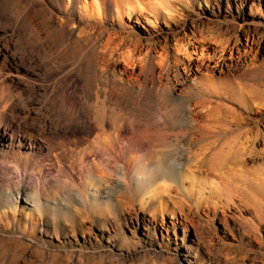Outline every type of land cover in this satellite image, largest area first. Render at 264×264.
I'll return each mask as SVG.
<instances>
[{
  "label": "rangeland",
  "instance_id": "374dc122",
  "mask_svg": "<svg viewBox=\"0 0 264 264\" xmlns=\"http://www.w3.org/2000/svg\"><path fill=\"white\" fill-rule=\"evenodd\" d=\"M207 1L181 0L182 17L167 25L159 22L153 28L143 19L126 23L144 40L165 43L172 62V36L182 37L195 26L205 40L214 38L217 49L201 62L213 67V79L205 81L194 66L192 73L172 64L169 77L176 75L169 86L139 89L134 82L120 87L119 95L113 90L120 84L100 72L92 49L97 40L80 33L66 13L55 14L35 30L26 18L16 22L12 16L24 2L0 4V80L14 95L8 114L14 126L30 132L44 128L52 135L88 132L92 105L107 104L109 97L119 115L135 120L140 113L154 115L164 103L169 111L163 121L177 130L187 122L188 111L185 105L183 111L170 108L181 102V91L188 87L197 89L227 126L199 142L214 139L221 148L213 157L209 152L199 155V176L205 180L201 196L192 194L188 178L183 180L179 192L185 217L178 216L175 225L167 216L161 220L153 205L143 212L127 197L116 202L91 196L85 205L79 197L67 202L60 196L45 199L39 209L32 192L23 190L4 201L20 214L9 220L0 214V264H264V0L257 7L249 1ZM33 4L31 0L28 9ZM52 5L63 11L55 0ZM75 7L77 2L70 10ZM113 16L108 7L105 24L96 26L112 30ZM172 196L169 202L176 200L175 191Z\"/></svg>",
  "mask_w": 264,
  "mask_h": 264
},
{
  "label": "bare ground",
  "instance_id": "6f19581e",
  "mask_svg": "<svg viewBox=\"0 0 264 264\" xmlns=\"http://www.w3.org/2000/svg\"><path fill=\"white\" fill-rule=\"evenodd\" d=\"M6 1L0 0V4ZM33 1V6L28 9L31 0H16L17 4L24 2L22 10L16 9L12 14L16 22L26 18L29 26L37 30L46 22H52L55 14L66 13L67 20L72 19V24L80 27V33L97 40L92 49L98 58L100 72L105 78L120 84L113 90L117 95L123 90L120 87L134 82L138 83L139 89L169 86L171 78L176 75L169 77L172 64L182 65L186 72L194 66L205 81L213 79V67L201 62L203 58L209 59L212 51L217 49L214 38L205 40L195 26L184 32L182 37L172 36L171 47L175 52L172 62L165 43L144 40L126 23V19H143L153 28L159 22L167 25L169 21L182 17L184 9L181 0H55L62 4L63 11L55 9L53 0ZM204 1L208 4L207 0ZM240 1H249L250 5L257 7L260 0ZM75 2L77 7L74 12L70 9ZM108 7L114 13L112 25L115 26L112 30L96 26L105 22ZM101 37L103 39H99ZM194 55L200 60L195 61ZM192 73H195L194 70ZM193 88L183 89L181 102L170 108L183 111L185 105L188 111L187 122L177 130L169 129L163 121L169 111L164 103L154 115L139 111L135 120L130 115L129 118L124 116L127 115L125 112L119 115L116 102L106 97L107 104L98 105L95 102L97 105H92V117L85 119L88 124L91 123V129L68 136L56 132L52 135L44 128L41 132H30L26 126H14L9 122L14 95L5 79L0 80V214L8 220L13 219L20 209H8L4 201L9 203L10 199L17 198L16 194L29 190L39 209L45 199L56 200L60 196L65 197L67 202L79 197L85 205L91 196L102 195L116 202H122L127 197L132 202H138L142 211L146 206L153 205L161 220L167 216L175 225L178 216L185 217L181 207L184 196L179 192L183 188V180L188 178L192 194L200 195L205 180L202 182L199 176V155L209 152L213 157L221 148L216 147L214 139L204 145L199 142L205 136L214 137L227 127L215 117L212 105ZM202 116L207 119L201 121ZM180 140L184 141L183 145L178 144ZM179 151L184 154H177ZM51 169L54 173L48 174ZM174 191L176 200L169 202Z\"/></svg>",
  "mask_w": 264,
  "mask_h": 264
}]
</instances>
